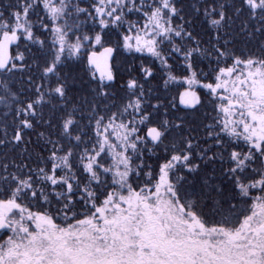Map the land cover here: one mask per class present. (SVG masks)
Masks as SVG:
<instances>
[{
  "label": "snow or ice",
  "instance_id": "6c2138e0",
  "mask_svg": "<svg viewBox=\"0 0 264 264\" xmlns=\"http://www.w3.org/2000/svg\"><path fill=\"white\" fill-rule=\"evenodd\" d=\"M0 264H264V0H0Z\"/></svg>",
  "mask_w": 264,
  "mask_h": 264
}]
</instances>
